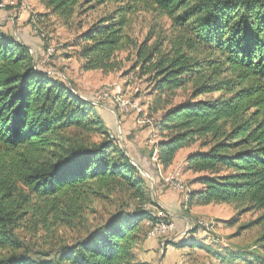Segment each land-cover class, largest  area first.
Listing matches in <instances>:
<instances>
[{
  "label": "trees",
  "instance_id": "1",
  "mask_svg": "<svg viewBox=\"0 0 264 264\" xmlns=\"http://www.w3.org/2000/svg\"><path fill=\"white\" fill-rule=\"evenodd\" d=\"M38 2L45 10L37 15L39 26L52 18L68 27L81 14L106 10L78 41L83 69L105 74L118 71L119 55L139 43L130 34L136 15L169 19L171 33L153 46L149 33L136 56L155 84L149 110L163 112L158 164L167 170L180 151L198 145L185 165L201 189L188 193L184 208L246 206L243 212H263L258 223H264V0ZM30 49L0 25V249L19 251L16 231L32 212L42 221L78 225L94 201L126 193L131 202L55 259L12 254L0 264H147L137 260L136 249L149 238L146 223L154 226L156 210H164L94 106L51 77ZM189 86L187 99L175 104ZM81 129L105 139L86 143L72 134ZM183 242L173 245L215 254L209 245Z\"/></svg>",
  "mask_w": 264,
  "mask_h": 264
},
{
  "label": "rangeland",
  "instance_id": "2",
  "mask_svg": "<svg viewBox=\"0 0 264 264\" xmlns=\"http://www.w3.org/2000/svg\"><path fill=\"white\" fill-rule=\"evenodd\" d=\"M8 1L1 0V10L7 11L10 15L1 21L3 22L1 23L2 31L17 38L18 41H22L20 39L21 32L28 27L33 37L41 41L46 39L47 42H42L45 50L41 58L36 55L34 48L30 50L37 62L44 59L46 52L52 49L56 50V55L50 57L48 63L40 67L48 70L51 77L67 84L74 93L94 106V112L99 114L108 127L106 131H110L117 137V144L139 166L146 180L145 188L158 204H161V197L168 193H179L183 196L184 204H186L188 202L186 194L194 189L192 187L199 185L195 183L196 175L186 171L184 157L186 153L197 152L199 147L197 145L191 149L183 150L182 154L180 153L176 158V164L171 166L172 168L164 170L160 165L157 175H155L153 165L158 164L155 149L157 143L163 138L159 126L163 112L152 114L149 110L155 101V84L152 76L143 72L136 57L138 47L151 36H147L149 33H152V40L148 43L150 46L159 45L156 42L160 41L165 34L171 33V21L155 15L141 13L136 15L130 34L139 43H135L130 49L119 55L122 65L118 71L105 74L101 71H85L83 69L84 61L80 57L83 44L79 45L78 42L80 35L106 12L104 8L88 11L75 17L73 24L68 27L52 18L42 19L39 26L37 15L43 13L40 12L38 0ZM13 3H19V6L13 7ZM22 9H27V12ZM84 10L86 8L81 11L84 13ZM24 13H27L29 18L27 21H20ZM167 47L168 45L165 44L163 49L165 50ZM191 87L178 92L175 104L187 99ZM72 134L81 137L86 143H99L105 139V135L100 132H87L83 129L74 130ZM138 151L146 154V157L150 155V162L147 166L136 161L135 153L138 154ZM173 183L184 185V193L175 189ZM24 192L28 191L24 189ZM130 202L126 193L114 194L108 199L94 201L91 207H84L85 212L81 219L84 223L81 224L79 220L78 225L54 217L42 221L36 216V213L32 212L22 220L19 230L16 231L21 243L19 245L21 248L17 249L19 251L14 253L16 246L10 247L9 245L0 249V258L12 254H28L35 259H46L41 256V253H44L50 255L47 259H55L64 251L65 247H70L79 240L85 239L89 230L98 228L112 219L122 205L128 207L127 204ZM245 208L246 206L221 204L199 210L194 214L193 228L189 233L195 232L196 226L201 227L200 230H197L198 235L204 236L205 234L207 237L197 241L205 246L209 245L215 254L203 249L196 248L194 250L191 248L186 250L187 255L181 254L180 261H176L175 264L179 262V264H256L259 261H264V223H258L263 212H243ZM191 210L193 209L188 211L185 207L184 211L190 216ZM156 214L157 218L161 220L160 215L163 217L164 214L168 215L166 212L159 214L158 210H156ZM152 226L151 222L146 223V227L150 231ZM177 235L175 230L173 234L169 233L166 236L158 237L157 246L148 249L147 252L139 247L136 249L137 260L141 262V258H148L150 263L147 261V264H163L167 252L165 249L168 244H173L168 241L172 239L174 242L184 243V240H176ZM207 238H210L208 242ZM193 245L196 244L193 243ZM148 253L150 255L145 256ZM154 253L155 259H151L150 256H153ZM233 254L239 255L245 260H234ZM220 257H225L227 261L223 262Z\"/></svg>",
  "mask_w": 264,
  "mask_h": 264
},
{
  "label": "crops",
  "instance_id": "3",
  "mask_svg": "<svg viewBox=\"0 0 264 264\" xmlns=\"http://www.w3.org/2000/svg\"><path fill=\"white\" fill-rule=\"evenodd\" d=\"M41 10L40 12L41 13H44L45 10L44 8L39 5ZM10 16L9 13L7 11H3V10H0V25L2 20L6 19V17ZM28 15L27 13H24L22 16H21V19L20 21H27L28 20ZM30 28H25L23 29V31L21 32V35H20V39L22 40L21 42L23 44H26L28 47L30 48H34L35 51H36V55L41 58L43 56V53H44V45H42V41L39 40L38 38H35L33 37L31 31L29 30ZM5 32V31H4ZM6 33V32H5ZM16 33V32H15ZM8 34V33H6ZM9 35V34H8ZM19 38V36H18ZM31 50V49H30ZM140 152V153H139ZM183 150L180 151L176 158H178V156L180 155V153L182 154ZM192 153V152H191ZM190 153V154H191ZM189 153H186L185 157H184V160L187 159V157L190 155ZM136 155V161L140 164H142L143 166H147L148 163L150 162L149 161V158H150V155L149 157H146V154H143L141 153V151H138V154L135 153ZM174 164H176V159H175V162ZM159 164L157 165H153L154 167V170H155V173L157 174V170L159 168ZM172 168V167H171ZM195 186V185H194ZM194 188L195 190L197 189H201L200 186L198 187H192ZM193 189V190H194ZM185 203V200L183 199V196L180 195L179 193H168L166 194L165 196L161 197V204H159L161 206V208L169 215V218H170V221H172L175 226H176V231L178 233V235L176 236V240H184V241H187L188 243L190 244H193V243H199L197 240L198 239H201V238H206L207 236L204 234V236H199L198 234H192V233H189L190 232V229L193 228L192 224H193V218H195L194 214H196L197 212H199V210H205L207 209L208 207L212 206H205V207H202V206H194L190 212V216L188 213H185V208H184V204ZM189 233V234H188ZM151 238V239H149ZM148 239H146L139 247L145 249V252L148 251V249H151V248H154L157 246V242H158V239H153V237L149 236ZM175 238V236H174ZM210 240V238H207L206 241L208 242ZM205 241V242H206ZM168 242H173V244H176L178 242H174L172 239H170ZM172 243L171 244H168L167 245V249H165L166 252V258L164 257V260H163V264H175L176 261H178L180 259V255L181 254H186L185 252H187L186 250L188 249H196V247H186V248H183V249H177L176 247H174ZM149 256L150 253L148 254H145V256ZM187 255V254H186ZM151 259H155V253L153 256H150ZM142 261L141 262H145L147 263L148 261V258H141ZM162 260V259H161ZM180 261V260H179ZM148 263H150V261H148ZM180 263V262H179ZM178 263V264H179ZM152 264V263H151Z\"/></svg>",
  "mask_w": 264,
  "mask_h": 264
},
{
  "label": "built area",
  "instance_id": "4",
  "mask_svg": "<svg viewBox=\"0 0 264 264\" xmlns=\"http://www.w3.org/2000/svg\"><path fill=\"white\" fill-rule=\"evenodd\" d=\"M19 3H13V7H18ZM0 10H1V1H0ZM24 11L27 12V9H22ZM56 55V50L52 49L51 52H46V55L44 57V59L42 60V65H46L49 61V57H53ZM173 187L181 192L184 193V185L179 184V183H173ZM159 214H164V211L158 210ZM160 217H162V224H160L159 227H157V230L154 232L153 234V239H158V234L162 233V232H171V234H173L176 230V226L173 222H166L165 218L166 215H160ZM207 227V225H205ZM203 228V227H202Z\"/></svg>",
  "mask_w": 264,
  "mask_h": 264
},
{
  "label": "bare ground",
  "instance_id": "5",
  "mask_svg": "<svg viewBox=\"0 0 264 264\" xmlns=\"http://www.w3.org/2000/svg\"><path fill=\"white\" fill-rule=\"evenodd\" d=\"M13 1V0H12ZM7 2H9L8 0H7ZM28 6V5H27ZM35 21V20H34ZM37 31V30H36ZM35 31V32H36ZM39 31H40V29H39ZM36 33H38V32H36ZM43 34V33H42ZM41 35V34H40ZM46 35V34H45ZM40 38V37H39ZM48 52H51V50L50 51H48ZM50 58V57H49ZM109 93V92H108ZM186 201H188V193L186 194ZM148 206V205H147ZM146 208V207H145ZM160 218V217H159ZM160 224H162V220L160 219V221H158L154 226H153V228L151 229V231H150V236L151 237H153V234H154V232L157 230V227H159L160 226ZM169 233H171V232H162V233H160V234H158V237L160 238V236L162 237V236H166L167 234H169Z\"/></svg>",
  "mask_w": 264,
  "mask_h": 264
},
{
  "label": "water",
  "instance_id": "6",
  "mask_svg": "<svg viewBox=\"0 0 264 264\" xmlns=\"http://www.w3.org/2000/svg\"><path fill=\"white\" fill-rule=\"evenodd\" d=\"M134 163V162H133ZM135 164V163H134ZM136 165V164H135ZM137 166V165H136ZM138 167V166H137ZM139 168V167H138ZM140 169V168H139Z\"/></svg>",
  "mask_w": 264,
  "mask_h": 264
}]
</instances>
